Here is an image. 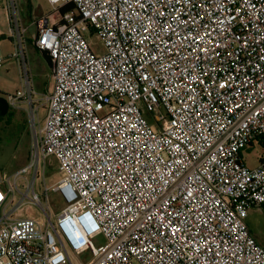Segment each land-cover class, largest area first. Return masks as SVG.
Wrapping results in <instances>:
<instances>
[{"label":"built area","instance_id":"2783aa9c","mask_svg":"<svg viewBox=\"0 0 264 264\" xmlns=\"http://www.w3.org/2000/svg\"><path fill=\"white\" fill-rule=\"evenodd\" d=\"M47 1L31 38L51 58L54 87L38 94L19 0H0L21 65L7 100L27 106L35 130L47 103L17 177L54 158L66 206L45 226L3 214L0 264H75L86 252V264H264L247 224L264 205V164L240 156L264 137V0ZM14 185H0V213Z\"/></svg>","mask_w":264,"mask_h":264},{"label":"rangeland","instance_id":"374dc122","mask_svg":"<svg viewBox=\"0 0 264 264\" xmlns=\"http://www.w3.org/2000/svg\"><path fill=\"white\" fill-rule=\"evenodd\" d=\"M52 10L53 8L47 0H19L22 22L25 26L31 25L28 35L34 36L37 33V28L32 23L36 22L41 16L49 15ZM86 36L97 55L105 53V46L97 34L88 33ZM0 46L4 56V61L0 67V95L7 98V95H14L21 89L22 81L20 62L17 58L11 56L16 52L11 16L5 3L2 2H0ZM24 56L27 58L25 61L24 57V63L29 67L36 92L38 94L50 92L54 87L52 66H49L46 59L31 43L27 44ZM39 105L40 126L36 130L31 126L25 104H19L15 107L9 106V112L13 113L11 122L7 121V117L0 122V185L4 188L3 185L12 187L16 183L18 187L14 196L10 195L8 197L4 209L0 213V218L3 214L10 216L12 219L32 217L45 226L48 220L47 215H50L52 220L55 221L66 206L65 200L55 191V186L62 176L57 161L54 158L42 159L37 171L33 168L29 173L17 177L18 172L31 162L32 150L36 145L38 134L47 116V103L40 101ZM244 151V157L248 165L256 164L258 158L264 156V146L256 141L253 145L245 148ZM36 172H38L37 176ZM33 181L35 192L41 199V203L37 205L32 204L31 192L28 189ZM46 188L49 190L46 191ZM256 213H251L250 221L253 230L259 235L261 243H263L261 245L264 247V213L262 212L261 215ZM93 242L99 247L106 244L107 241L103 235H99ZM71 257L75 264H86L91 259L89 252L79 256L72 255Z\"/></svg>","mask_w":264,"mask_h":264},{"label":"crops","instance_id":"0c3cea01","mask_svg":"<svg viewBox=\"0 0 264 264\" xmlns=\"http://www.w3.org/2000/svg\"><path fill=\"white\" fill-rule=\"evenodd\" d=\"M48 16V15H47ZM47 16H41L36 22H34V23H32V25H35L36 26V28H37V31H38V28L40 27V26H42V25H45L47 22H46V18H47ZM24 24V23H23ZM31 25H29V26H26V27H28V33H29V27H30ZM32 36L31 35H27V43H26V50H27V44L28 43H31L32 45H33V43H32V38H31ZM34 46V45H33ZM35 47V46H34ZM36 50H37V48H35ZM25 50V51H26ZM41 54V53H40ZM26 57H27V54H26ZM25 57V61H26V58ZM48 92V91H47ZM256 142H259V143H261L262 141L261 140H259V141H256ZM262 144V143H261ZM263 145V144H262ZM264 146V145H263ZM244 153H245V151L244 150H242L241 151V154H240V156H241V159L243 160V162L248 166V167H251V168H255V167H257V166H259L260 164H264V156H262V157H260V158H258V162L256 163V164H253V165H248V163L246 162V159H245V157H244ZM261 160H263V161H261ZM264 213V205L263 206H259V207H254V208H252L250 211H249V213H248V217H247V224H248V226H249V229H250V232H251V234H252V236L256 239V241L261 245V244H263V243H261V239H260V237H259V235L257 234V233H255V231L253 230V228H252V225H251V221H250V218H251V213L252 212H257L256 214L257 215H261V213L262 212ZM2 218V217H1Z\"/></svg>","mask_w":264,"mask_h":264},{"label":"trees","instance_id":"16d2710c","mask_svg":"<svg viewBox=\"0 0 264 264\" xmlns=\"http://www.w3.org/2000/svg\"><path fill=\"white\" fill-rule=\"evenodd\" d=\"M73 9H74L73 5H67V6H65V7H63L61 9V12L65 13V12H68V11H72ZM37 51L44 56V58L46 59V61L49 64V66H52V61H51V58L48 55V53L44 52V51H40L38 49H37ZM9 106L10 105L8 103V100H7L6 96L4 97V96L0 95V122L3 121L4 118H6V117H7V121L11 122L12 117H13V113L9 112L10 111ZM259 140H261L262 141L261 143L264 145V137L259 138L256 141H259ZM251 145H253V143L250 144V146ZM261 161H263V160H261Z\"/></svg>","mask_w":264,"mask_h":264},{"label":"flooded vegetation","instance_id":"af4514ba","mask_svg":"<svg viewBox=\"0 0 264 264\" xmlns=\"http://www.w3.org/2000/svg\"><path fill=\"white\" fill-rule=\"evenodd\" d=\"M42 55V54H41ZM43 56V55H42ZM44 57V56H43Z\"/></svg>","mask_w":264,"mask_h":264}]
</instances>
